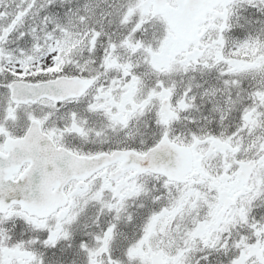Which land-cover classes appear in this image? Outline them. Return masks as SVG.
I'll return each mask as SVG.
<instances>
[{
  "label": "snow or ice",
  "instance_id": "6c2138e0",
  "mask_svg": "<svg viewBox=\"0 0 264 264\" xmlns=\"http://www.w3.org/2000/svg\"><path fill=\"white\" fill-rule=\"evenodd\" d=\"M0 264H264V0H0Z\"/></svg>",
  "mask_w": 264,
  "mask_h": 264
}]
</instances>
